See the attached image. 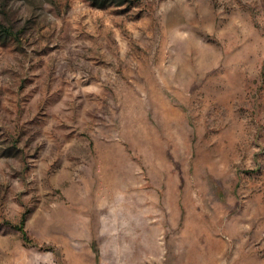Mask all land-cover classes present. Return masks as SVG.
I'll return each mask as SVG.
<instances>
[{"label": "rangeland", "instance_id": "rangeland-1", "mask_svg": "<svg viewBox=\"0 0 264 264\" xmlns=\"http://www.w3.org/2000/svg\"><path fill=\"white\" fill-rule=\"evenodd\" d=\"M0 24V264H264V0Z\"/></svg>", "mask_w": 264, "mask_h": 264}, {"label": "trees", "instance_id": "trees-1", "mask_svg": "<svg viewBox=\"0 0 264 264\" xmlns=\"http://www.w3.org/2000/svg\"><path fill=\"white\" fill-rule=\"evenodd\" d=\"M12 34H13V32L9 28L0 24V39L1 40L6 39L8 37H11ZM14 227L23 232V236L25 239L28 238L27 233L25 232L24 228L21 225L14 226Z\"/></svg>", "mask_w": 264, "mask_h": 264}]
</instances>
